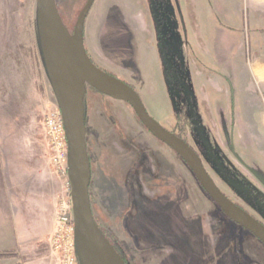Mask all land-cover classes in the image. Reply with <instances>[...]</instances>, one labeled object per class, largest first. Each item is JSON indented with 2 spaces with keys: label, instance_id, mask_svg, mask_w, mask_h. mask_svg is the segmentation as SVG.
<instances>
[{
  "label": "rangeland",
  "instance_id": "1",
  "mask_svg": "<svg viewBox=\"0 0 264 264\" xmlns=\"http://www.w3.org/2000/svg\"><path fill=\"white\" fill-rule=\"evenodd\" d=\"M86 1L56 0L70 31ZM98 3L89 10L83 31L101 13L103 5L99 10ZM244 3L128 0L132 24H153L168 57L176 124L170 106L163 107L157 99L142 101L132 88L148 115L179 133L195 151L217 188L264 225V120H259L264 82L252 78L249 67L253 58L264 59V50L254 46V15ZM36 13V0H0V264H17L16 257L5 256L21 247L46 252V261L52 263L48 241L56 209L69 196L67 178L55 174L48 162L42 130L43 116L57 107L44 69ZM133 28L125 30L115 18L103 29L101 43L114 65L128 62L135 53L137 45L130 44ZM174 69L184 79L179 81ZM104 72L116 76L112 70ZM85 108L93 216L101 229L119 239L128 264H144L134 249L147 257L145 250L165 244L180 255L173 251L163 259L156 257L157 264H184L179 256L189 264H208L215 257L221 258L217 264H264V247L224 216L186 165L145 131L128 105L88 88ZM134 147L141 150L138 160ZM10 192L19 194L14 204ZM24 203L29 215L26 211L19 220L11 215V206L19 210ZM43 215L51 218L47 242L40 238L21 246L39 228L32 222ZM25 220L30 231L24 228ZM214 237L221 244L210 252ZM229 240L234 244L227 255L223 247Z\"/></svg>",
  "mask_w": 264,
  "mask_h": 264
},
{
  "label": "water",
  "instance_id": "2",
  "mask_svg": "<svg viewBox=\"0 0 264 264\" xmlns=\"http://www.w3.org/2000/svg\"><path fill=\"white\" fill-rule=\"evenodd\" d=\"M95 0H87L72 34L64 27L55 0H36V24L49 85L65 129L67 181L75 226L78 264H125L97 227L89 199L90 161L86 147L84 96L86 87L128 105L144 129L173 151L190 170L206 196L224 216L264 247V225L231 202L215 185L199 156L180 138L165 130L146 112L137 93L98 69L83 47V26Z\"/></svg>",
  "mask_w": 264,
  "mask_h": 264
},
{
  "label": "crops",
  "instance_id": "3",
  "mask_svg": "<svg viewBox=\"0 0 264 264\" xmlns=\"http://www.w3.org/2000/svg\"><path fill=\"white\" fill-rule=\"evenodd\" d=\"M97 1L99 2L97 5L99 10V5H103L101 6L102 10L100 11L101 13L98 14V16L93 18V23L89 24V29L86 31L85 37L86 48L94 63L96 65H100L102 69L112 70L114 73H116V76L120 80H123L127 84L134 87L141 97L142 101L157 99L160 100L159 102L163 105V107L170 106L171 109V102L167 94V84L164 74L163 60L157 44V32L155 26L153 24H149V26H145L144 24H141L140 26H137L136 24L133 25L131 21V15L129 14L128 0H108L107 2L104 0H95L96 3ZM244 7L247 11H250L254 15V24H256L255 28L257 29L256 32L258 33L257 38L253 39L254 46H257L258 48L264 50V0H245ZM115 18H119V22L125 30H130V28L134 26L133 32L135 34L132 38H130V44H133V46L134 44L137 45L136 48H133L130 44H128L129 47H132L134 49L133 52L135 53L132 55V58L128 62L119 63V65H114L112 63V58L105 53L103 45L101 43V35L103 29L106 27L109 20L115 21ZM143 35H146V37H143ZM133 40L136 42L133 43ZM249 67L251 69L252 78L264 82V59L253 58V60L250 62ZM261 119L262 121L264 120V112L260 113L259 120ZM261 126L264 131L263 122L261 123ZM5 168V171H8L9 174L10 166L7 165L5 166ZM146 193L147 196H150L152 199L155 197L154 192L145 191V194ZM18 196V193L14 194L13 192H10V201H13L14 204L15 200L18 199ZM19 207L21 208L17 210L15 206L12 205V211L10 212L11 215H17L20 220L21 217L25 215L26 211L27 214L29 213V207H26L25 203L24 205H19ZM133 214H135L134 211ZM39 219L32 222L34 226L36 225L39 228L34 229V235L29 234V237L27 235L26 240H23V242L19 243L21 246H28L33 242L37 243L39 242L37 240L40 238H42L43 241L47 242V238L51 231V218L47 220V217L43 215L42 219ZM28 224H30V222H26L25 220L24 228L26 231H30ZM1 230L2 228L0 224V240L3 237V235H1ZM214 231L215 230L213 229V232ZM219 237L220 236H218V238ZM218 238L214 237L212 240H210L208 244L210 252H213L221 244ZM232 243L234 244V241L229 240L226 246L223 247L224 254H229L228 251L233 248ZM148 247L150 246L148 245ZM161 247V249H157L155 251L150 250V252H148L149 250H145L147 251V253H145L147 257L143 256V254L138 253L134 249V255L141 257L144 264H157L158 260H155L156 257L163 259L167 254L175 251V249L173 248L174 246L171 244L161 245ZM186 247L188 249L190 248L187 243ZM0 250L4 251L1 248ZM175 252L180 255L178 251ZM181 255H183L182 252ZM9 256L16 257L18 261L17 264H53V262L49 263L46 261V252L43 254L41 252L35 251L34 249L23 250V248L21 247L20 249H17V254L7 255L5 257ZM219 259L221 258L215 257V259L208 262V264H217V260ZM178 262L189 264L190 260L187 258L184 262V257L179 256Z\"/></svg>",
  "mask_w": 264,
  "mask_h": 264
},
{
  "label": "built area",
  "instance_id": "4",
  "mask_svg": "<svg viewBox=\"0 0 264 264\" xmlns=\"http://www.w3.org/2000/svg\"><path fill=\"white\" fill-rule=\"evenodd\" d=\"M42 130L47 143L48 162L54 173L67 178L68 145L61 113H45ZM68 182V181H67ZM68 193L70 194V186ZM50 260L54 264H78L75 248V226L70 197L56 209L54 228L48 241Z\"/></svg>",
  "mask_w": 264,
  "mask_h": 264
},
{
  "label": "flooded vegetation",
  "instance_id": "5",
  "mask_svg": "<svg viewBox=\"0 0 264 264\" xmlns=\"http://www.w3.org/2000/svg\"><path fill=\"white\" fill-rule=\"evenodd\" d=\"M55 4H56V9H57V12H58V14H59V16H60V19H61V21H62V23H63V25H64V27L66 28V30L69 32V34H72V31H70L69 30V28L66 26V24L64 23V21H63V19H62V17H61V15H60V13H59V11H58V4H57V2H56V0H55ZM82 10V9H81ZM75 25V24H74ZM84 27V26H83ZM74 28V27H73ZM85 37H86V31H83V47H84V50H85V52H86V54H87V56H88V58L90 59V61L98 68V69H101V68H99L95 63H94V61H93V59H92V57L89 55V53H88V50H87V48H86V43H85ZM157 44H158V48H159V50H160V53L163 51L161 48V46L159 45V43H158V37H157ZM161 57H162V60H163V67H164V74H165V79H166V84H167V94H168V91H169V85H168V83H169V81H168V74H167V72H166V69L168 70V72H170V70H169V68L167 67V62H168V57H166L165 55H162L161 54ZM174 60V59H173ZM175 67V66H174ZM178 70V69H177ZM176 69H174V71H175V74L177 75V77L179 78V81H180V79H184V76H182L181 75V73L179 72V71H177ZM101 71H106V70H104V69H101ZM105 73H107V72H105ZM109 75H111V74H109ZM114 74H112L111 76H113ZM114 78H117V79H119L117 76H113ZM170 78H171V75H170ZM120 80V79H119ZM120 81H122L123 83H125L126 85H128L129 87H131L132 88V86L131 85H129V84H127L126 82H124L123 80H120ZM89 87H86V90L88 89ZM89 89H91V88H89ZM133 89V88H132ZM91 90H93V89H91ZM94 91V90H93ZM186 91H188L187 89H185V93H186ZM96 92V91H95ZM183 92V91H182ZM97 93V92H96ZM99 94V93H98ZM103 96V95H102ZM105 97V96H104ZM168 97H169V94H168ZM108 98V97H107ZM169 99H170V102L172 101L171 100V96L169 97ZM173 109V107H172V103H171V110ZM132 110V109H131ZM173 111V110H172ZM84 112H85V114H86V108H85V96H84ZM173 114V113H172ZM135 115V114H134ZM137 118V117H136ZM173 119V118H172ZM138 120V119H137ZM140 123V122H139ZM141 124V123H140ZM172 123H170L169 125H171ZM144 128V127H143ZM166 130V129H165ZM146 131V130H145ZM167 131L168 132H170V133H172L173 132V130H169V129H167ZM147 132V131H146ZM148 133V132H147ZM149 134V133H148ZM173 134V133H172ZM150 136H151V134H149ZM174 135V134H173ZM155 139V138H154ZM156 140V139H155ZM183 140V139H182ZM157 141V140H156ZM157 142H159V141H157ZM160 143V142H159ZM162 146H164L166 149H168V150H170L168 147H166L164 144H162V143H160ZM188 146H189V144L188 143H186ZM190 147V146H189ZM191 148V147H190ZM192 149V148H191ZM134 150L136 151V153H138V157L136 156L135 158L138 160L139 158H140V156H141V150L139 149V148H136V147H134ZM193 150V149H192ZM171 151V150H170ZM194 151V150H193ZM195 152V151H194ZM171 156H172V154H175L173 151H171ZM200 158V157H199ZM89 161H90V159H89ZM202 162V161H201ZM182 164H184V163H182ZM185 165V164H184ZM134 170V168L133 169H130V171H133ZM129 171V172H130ZM90 172H91V169H90ZM130 174V173H129ZM89 185H90V183H89ZM88 190H89V188H88ZM89 199H90V196H89ZM90 205H91V203H90ZM92 209V208H91ZM133 210V209H132ZM93 212V211H92ZM261 223V222H260ZM262 224V223H261ZM105 231V233H106V235L114 242L115 241V243L116 244H118L119 245V239L116 237V235H115V237H114V235H112L111 233H110V231L108 230H104Z\"/></svg>",
  "mask_w": 264,
  "mask_h": 264
},
{
  "label": "trees",
  "instance_id": "6",
  "mask_svg": "<svg viewBox=\"0 0 264 264\" xmlns=\"http://www.w3.org/2000/svg\"><path fill=\"white\" fill-rule=\"evenodd\" d=\"M159 32V31H158ZM157 37H158V35H157ZM161 54L162 55H164V52L162 51L161 52ZM166 72H167V74H168V81H169V83H168V85L170 86V72H168V70L166 69ZM168 94H169V97H170V91H168ZM107 98V97H106ZM109 99V98H108ZM172 107H173V117H174V125L176 124V122L178 121V114L176 113V105H175V103H173L172 102ZM175 108V109H174ZM133 112V111H132ZM134 114V113H133ZM173 125V126H174ZM85 126H86V124H85ZM175 136H177L178 138H180V139H183L182 137H181V135L179 134V133H176V132H172ZM183 141L185 142V143H187L184 139H183ZM86 147H87V143H86ZM87 153H88V151H87ZM178 159H179V161L181 162V163H183L182 161H181V159L176 155V154H174ZM210 200V199H209ZM238 206V205H237ZM241 208V207H240ZM219 209V208H218ZM92 210V209H91ZM220 210V209H219ZM92 216H93V212H92ZM93 219H94V221H95V223H96V220H95V218H94V216H93ZM96 225H97V227L99 228V230L101 231V233L103 234V236L107 239V241L110 243V245L114 248V250L120 255V257L123 259V261H124V263L125 264H128L127 262H126V259H125V257H124V254H123V251H122V247L120 246V245H118V244H116L115 243V241L113 242L107 235H106V233H105V231L103 230V229H101L100 228V226L96 223ZM250 235V234H249Z\"/></svg>",
  "mask_w": 264,
  "mask_h": 264
}]
</instances>
